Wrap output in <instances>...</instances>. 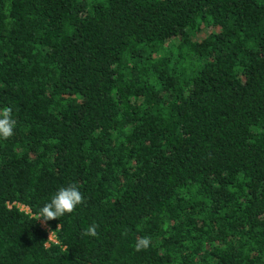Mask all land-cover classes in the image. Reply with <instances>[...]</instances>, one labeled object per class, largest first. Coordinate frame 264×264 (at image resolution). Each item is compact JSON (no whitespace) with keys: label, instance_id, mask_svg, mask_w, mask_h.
I'll use <instances>...</instances> for the list:
<instances>
[{"label":"trees","instance_id":"obj_1","mask_svg":"<svg viewBox=\"0 0 264 264\" xmlns=\"http://www.w3.org/2000/svg\"><path fill=\"white\" fill-rule=\"evenodd\" d=\"M4 107L0 264H264V0H0Z\"/></svg>","mask_w":264,"mask_h":264},{"label":"clouds","instance_id":"obj_2","mask_svg":"<svg viewBox=\"0 0 264 264\" xmlns=\"http://www.w3.org/2000/svg\"><path fill=\"white\" fill-rule=\"evenodd\" d=\"M16 121L12 116V108L4 107L0 109V139L7 140L14 135ZM85 203V197L75 183L68 186H62L51 198V201L45 204L35 216V221L57 220L60 217L73 213L79 205ZM60 226V225H59ZM58 226V228H59ZM98 225H91L84 231V235L96 237ZM54 231L49 232L46 241L52 242ZM151 244L150 238L138 237L135 243L136 251L146 250Z\"/></svg>","mask_w":264,"mask_h":264},{"label":"built area","instance_id":"obj_3","mask_svg":"<svg viewBox=\"0 0 264 264\" xmlns=\"http://www.w3.org/2000/svg\"><path fill=\"white\" fill-rule=\"evenodd\" d=\"M40 224L43 228H47L43 221H40Z\"/></svg>","mask_w":264,"mask_h":264},{"label":"rangeland","instance_id":"obj_4","mask_svg":"<svg viewBox=\"0 0 264 264\" xmlns=\"http://www.w3.org/2000/svg\"><path fill=\"white\" fill-rule=\"evenodd\" d=\"M205 33H206V32H205ZM20 208L27 210V208H24V207H22V206H21Z\"/></svg>","mask_w":264,"mask_h":264}]
</instances>
